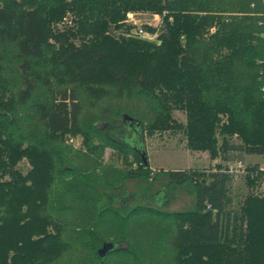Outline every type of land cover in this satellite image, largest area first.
<instances>
[{
	"label": "trees",
	"instance_id": "1",
	"mask_svg": "<svg viewBox=\"0 0 264 264\" xmlns=\"http://www.w3.org/2000/svg\"><path fill=\"white\" fill-rule=\"evenodd\" d=\"M139 12L162 18L158 44L110 35ZM67 19L74 28L62 31ZM263 89L264 0H0V264H264V197L233 216L234 176L221 168L167 173L193 186L187 212L122 214L100 208L95 189L151 178L135 134L145 143L181 132L188 150L227 163L264 155ZM218 130L242 142L225 141L221 154ZM68 135L86 150L65 144ZM107 148L123 168L103 163ZM67 178L78 185L66 195ZM105 242L123 248L101 262Z\"/></svg>",
	"mask_w": 264,
	"mask_h": 264
},
{
	"label": "rangeland",
	"instance_id": "2",
	"mask_svg": "<svg viewBox=\"0 0 264 264\" xmlns=\"http://www.w3.org/2000/svg\"><path fill=\"white\" fill-rule=\"evenodd\" d=\"M60 25L62 31L74 28V24L70 22V19L63 21ZM162 25V18L159 15L149 12L130 13L127 16V20L121 26L112 27L110 35L116 40L121 38L140 39L149 43L158 44V36L161 33ZM139 30L144 31L145 34L139 35ZM59 83H63L61 85H67L65 78H61ZM91 112V110L86 112L82 120L83 125H92L90 123ZM172 115L176 123L182 125L186 123L184 112L175 110ZM98 126L102 127L103 125L98 124ZM217 137L221 154L223 153L222 148L225 141L232 144H240L242 142L238 135L229 137L222 134L221 130H218ZM64 142L75 150H86L84 139L80 135L65 136ZM93 144L98 145L97 142H93ZM145 148L149 158V166L154 169L152 170L153 174L151 178L128 180L118 188L95 187L96 191L102 197L99 205L100 208L111 207L122 214L137 207H152L167 213L192 211L196 205L193 186L190 184L175 186L170 183L167 173L174 170H191L203 174L214 172L218 168H221L220 171H224L228 166V163L224 162L221 157L212 160L208 152L188 150L186 148L185 138L181 132H165L163 134H155L152 138L145 137ZM102 161L106 165L118 169L123 168L122 156L119 152L110 148L105 149ZM244 161L248 166L264 167V155H248L244 157ZM133 167L136 166L134 165ZM16 169L23 176H26L31 170V166L29 161L23 159L17 164ZM63 185L62 191L67 195L66 190L70 187H76L78 183L77 181H73L72 178H67ZM160 190L164 191L168 201L167 205L157 206L143 199V197H148ZM62 191H56V194L58 192L60 194ZM127 194L135 198L130 199L126 203L119 202V198L125 197ZM230 196L233 202L228 208V211L233 216L234 214L240 215L242 206L248 197L251 196L260 199L264 197V184L258 181L250 186L244 177H235L230 185ZM157 201L160 203L159 199ZM72 240L77 241L79 237L75 235Z\"/></svg>",
	"mask_w": 264,
	"mask_h": 264
},
{
	"label": "water",
	"instance_id": "3",
	"mask_svg": "<svg viewBox=\"0 0 264 264\" xmlns=\"http://www.w3.org/2000/svg\"><path fill=\"white\" fill-rule=\"evenodd\" d=\"M123 121L129 122L131 126L136 125L138 129L141 128V123L129 117L128 115H123ZM130 146L140 156L143 165L145 167H149L148 154L145 148V143H143L141 136L135 134L134 137L130 140ZM132 198H135V197L127 194L125 197L119 198V202L126 203ZM143 199L151 204L154 203L157 206H162V205L164 206L168 204V201L165 197L163 190H160L154 194H151L148 197H143ZM157 199L160 200V203H158ZM122 248L123 246L121 244H115L113 242H105L98 249L97 254L101 262H103L108 255Z\"/></svg>",
	"mask_w": 264,
	"mask_h": 264
},
{
	"label": "built area",
	"instance_id": "4",
	"mask_svg": "<svg viewBox=\"0 0 264 264\" xmlns=\"http://www.w3.org/2000/svg\"><path fill=\"white\" fill-rule=\"evenodd\" d=\"M139 35H144V31L139 30ZM264 90V89H263ZM225 173L232 175L235 177H250L255 179L257 177H261L260 182L264 184V167L258 166L254 168L253 166H248L245 162H233L228 163L227 168L224 170Z\"/></svg>",
	"mask_w": 264,
	"mask_h": 264
},
{
	"label": "crops",
	"instance_id": "5",
	"mask_svg": "<svg viewBox=\"0 0 264 264\" xmlns=\"http://www.w3.org/2000/svg\"><path fill=\"white\" fill-rule=\"evenodd\" d=\"M152 169V168H151ZM152 170H154V169H152Z\"/></svg>",
	"mask_w": 264,
	"mask_h": 264
}]
</instances>
